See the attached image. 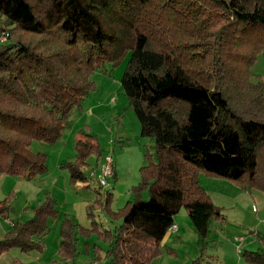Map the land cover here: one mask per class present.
Wrapping results in <instances>:
<instances>
[{"label":"trees","instance_id":"16d2710c","mask_svg":"<svg viewBox=\"0 0 264 264\" xmlns=\"http://www.w3.org/2000/svg\"><path fill=\"white\" fill-rule=\"evenodd\" d=\"M0 16V35L42 37L35 45L0 42V175L33 181L44 174L48 156L34 152L32 141L58 143L73 109L96 88V69L125 59V94L141 136L155 140V159L148 154L133 199L115 211L114 192L97 190L119 221L115 232L66 216L59 234L64 261L76 258L78 237L90 230L108 242L110 264H151L183 207L205 239L212 220L225 214L201 172L264 191V82L253 84L249 71L264 50V0H0ZM54 37L60 48L40 50ZM76 150V160L62 166L73 183L85 182L89 158L102 162L103 151L90 132H82ZM9 209L0 201V216ZM58 213L47 195L32 219L0 238V257L43 251L48 220ZM241 255L247 264H264L262 250ZM191 264L214 263L202 254Z\"/></svg>","mask_w":264,"mask_h":264},{"label":"rangeland","instance_id":"374dc122","mask_svg":"<svg viewBox=\"0 0 264 264\" xmlns=\"http://www.w3.org/2000/svg\"><path fill=\"white\" fill-rule=\"evenodd\" d=\"M0 22H3L1 16ZM9 31L1 32V43L9 44L13 39H20L35 45L42 38ZM62 45L63 42L57 37L49 40V43L43 39V49L40 50L53 51ZM126 65L127 59L115 67L105 64L96 69L92 75L96 88L83 102L82 108L73 109L58 143L32 141L31 148L34 152H42L48 156V170L44 174L33 181L17 175H0V201H7L10 206L9 212L0 216V238L11 232L15 224H23L32 219L35 208L47 195L57 201L59 213L57 217L48 220V230L43 235V251L25 254L40 260L39 264H57L56 260L59 264H64L61 263L63 258L59 252V234L66 216L90 229L93 228V222H96L115 232L116 225L119 224L106 209L105 198L97 193V190H101L99 172L95 178L92 177V172L98 171L101 164L98 155L89 158L90 165L85 169L88 180L85 182L73 183L69 171L62 166L68 161L76 160V143L82 138V132L97 136L103 157L106 154L114 157L115 176L108 180L107 188L115 194V211L120 208L119 205L124 206L127 200L134 198L131 190L141 180V167L147 164L148 154L155 159V140L141 136L140 121L122 85ZM249 71L253 84L264 82V50L256 54L253 63L249 65ZM86 111L89 115L82 118ZM199 179L214 204L223 209L225 219L212 220L208 236L203 239L187 209L183 207L175 216V224L180 229L170 231V238L161 244V254L151 264H191L202 254L214 264H247L241 255L242 251H264V191L255 187L245 189L238 182L205 172L199 174ZM144 196L148 198L149 194L145 192ZM238 238H244V241L238 242ZM77 242L81 252L77 255L78 264H88L89 260L94 264H110L106 254L109 244L97 233L90 230L80 233ZM56 248L58 253L55 256ZM18 253V249H13L8 254H3L0 264H10L16 255L20 256ZM71 262L75 263L74 260Z\"/></svg>","mask_w":264,"mask_h":264},{"label":"built area","instance_id":"2783aa9c","mask_svg":"<svg viewBox=\"0 0 264 264\" xmlns=\"http://www.w3.org/2000/svg\"><path fill=\"white\" fill-rule=\"evenodd\" d=\"M98 172H99V175H98L99 185L102 188L108 187L109 186L108 180L115 176L113 155H111V154L104 155L103 160H102V162L98 168V171L94 170L92 172V177L95 178L97 176ZM177 229H178V226L176 224H174L170 228V231L175 232V231H177ZM237 240H238V242H241V241L243 242L244 238H238Z\"/></svg>","mask_w":264,"mask_h":264},{"label":"crops","instance_id":"0c3cea01","mask_svg":"<svg viewBox=\"0 0 264 264\" xmlns=\"http://www.w3.org/2000/svg\"><path fill=\"white\" fill-rule=\"evenodd\" d=\"M89 115V113L86 111V113H85V115L82 117V118H86V116H88ZM88 119H86V121H87ZM93 128H94V126H93ZM86 169V168H85ZM84 169V170H85ZM85 172H86V170H85ZM117 175V174H116ZM99 187H101V186H99ZM103 189H109L110 190V188H103ZM102 190V189H101ZM115 195V194H114ZM115 198V197H114ZM114 201V200H113ZM119 207H122V205L120 206L119 205ZM118 207V208H119ZM113 208H114V204H113ZM177 225V224H176ZM178 229H180L179 228V226H178ZM171 234H173V233H171ZM169 235H170V233L166 236V238H165V240L166 239H168V238H170L169 237ZM44 240V239H43ZM59 240H61L60 239V237H59ZM164 240V241H165ZM45 241V240H44ZM46 248H47V245H46ZM57 249V248H56ZM58 251V249L55 251V256L57 255L56 254V252ZM20 252V251H19ZM9 253V252H8ZM8 253H5V254H8ZM58 253V252H57ZM81 252H80V247H79V254H80ZM18 254H20V256H18V255H16L14 258H18V260H19V263H17V264H39V262H40V260H38L37 258H32V257H27L28 255H25L26 253H18ZM30 254V253H29ZM25 255V256H24ZM60 257V256H59ZM13 258V259H14ZM12 259V260H13ZM61 259V258H60ZM54 260V259H53ZM78 256L74 259V261H75V263L74 264H78ZM52 261V260H51ZM61 263H64V264H72L73 262H71V260H68V261H64L63 259H61ZM77 261V262H76ZM56 262H57V264H59V262H58V260H56ZM56 262H53V263H56ZM12 263V262H11ZM10 263V264H11ZM47 263V262H46ZM52 263V262H51ZM95 262H93L92 260L90 261L89 260V262H88V264H94ZM98 263V262H97ZM5 264H9V263H5ZM42 264V263H41ZM47 264H49V263H47ZM99 264V263H98Z\"/></svg>","mask_w":264,"mask_h":264}]
</instances>
